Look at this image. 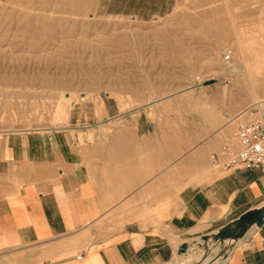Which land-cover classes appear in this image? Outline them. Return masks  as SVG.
<instances>
[{
  "label": "rangeland",
  "instance_id": "obj_1",
  "mask_svg": "<svg viewBox=\"0 0 264 264\" xmlns=\"http://www.w3.org/2000/svg\"><path fill=\"white\" fill-rule=\"evenodd\" d=\"M258 102L264 0H0V133L93 139L140 116L196 144ZM228 238L177 264L224 254Z\"/></svg>",
  "mask_w": 264,
  "mask_h": 264
},
{
  "label": "crops",
  "instance_id": "obj_2",
  "mask_svg": "<svg viewBox=\"0 0 264 264\" xmlns=\"http://www.w3.org/2000/svg\"><path fill=\"white\" fill-rule=\"evenodd\" d=\"M237 120L196 144L140 116L93 139L0 133V264H174L219 236L241 240L222 264H264V222L241 219L264 206V170L223 166Z\"/></svg>",
  "mask_w": 264,
  "mask_h": 264
},
{
  "label": "built area",
  "instance_id": "obj_3",
  "mask_svg": "<svg viewBox=\"0 0 264 264\" xmlns=\"http://www.w3.org/2000/svg\"><path fill=\"white\" fill-rule=\"evenodd\" d=\"M238 119L236 124L238 148L233 150L230 145L222 147L227 155L224 168L243 167L264 170V104L255 103L247 111L232 117ZM212 164H217L216 155L211 156ZM225 254V253H224ZM223 254L222 260H226Z\"/></svg>",
  "mask_w": 264,
  "mask_h": 264
},
{
  "label": "bare ground",
  "instance_id": "obj_4",
  "mask_svg": "<svg viewBox=\"0 0 264 264\" xmlns=\"http://www.w3.org/2000/svg\"><path fill=\"white\" fill-rule=\"evenodd\" d=\"M200 241V240H199ZM226 241V245L227 244H230L234 241L233 238H228L225 240ZM240 241H237V243H240ZM195 245V244H193ZM239 245V244H238ZM196 246V245H195ZM192 247V246H191ZM198 248V247H197ZM227 248V247H226ZM229 248V247H228ZM227 248V249H228ZM211 250L213 251V254H207L206 256H203L202 254H200L197 258V260H191L190 262L188 263H183V264H222L224 262V260H222V256L223 254H220V248L219 246H213L212 245V248ZM207 252V251H206ZM195 255V254H194ZM178 256V255H177ZM189 256V255H188ZM192 256V255H191ZM184 257V256H183ZM175 261V260H174ZM178 263H182L184 262V259L181 258V255H179V258H178ZM176 261V263H177Z\"/></svg>",
  "mask_w": 264,
  "mask_h": 264
},
{
  "label": "water",
  "instance_id": "obj_5",
  "mask_svg": "<svg viewBox=\"0 0 264 264\" xmlns=\"http://www.w3.org/2000/svg\"><path fill=\"white\" fill-rule=\"evenodd\" d=\"M242 220H248L251 222V224H256L258 226H261L264 222V206L260 207L258 209H255L253 211L246 212L241 217ZM221 237V236H219ZM238 238V237H234ZM185 250V248H183Z\"/></svg>",
  "mask_w": 264,
  "mask_h": 264
}]
</instances>
